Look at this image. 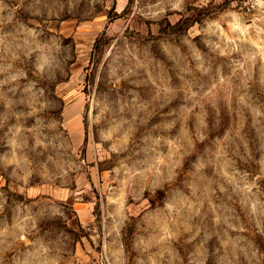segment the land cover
Returning a JSON list of instances; mask_svg holds the SVG:
<instances>
[{
  "label": "rangeland",
  "instance_id": "rangeland-1",
  "mask_svg": "<svg viewBox=\"0 0 264 264\" xmlns=\"http://www.w3.org/2000/svg\"><path fill=\"white\" fill-rule=\"evenodd\" d=\"M0 264H264V0H0Z\"/></svg>",
  "mask_w": 264,
  "mask_h": 264
},
{
  "label": "crops",
  "instance_id": "crops-1",
  "mask_svg": "<svg viewBox=\"0 0 264 264\" xmlns=\"http://www.w3.org/2000/svg\"><path fill=\"white\" fill-rule=\"evenodd\" d=\"M65 114H66V115H70L71 113H70V112H69V113L66 112Z\"/></svg>",
  "mask_w": 264,
  "mask_h": 264
}]
</instances>
